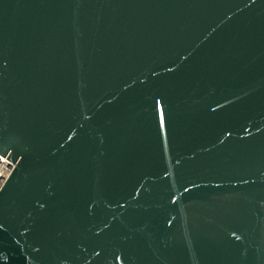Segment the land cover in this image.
I'll return each instance as SVG.
<instances>
[{"label":"water","instance_id":"water-1","mask_svg":"<svg viewBox=\"0 0 264 264\" xmlns=\"http://www.w3.org/2000/svg\"><path fill=\"white\" fill-rule=\"evenodd\" d=\"M0 264H264V0H0Z\"/></svg>","mask_w":264,"mask_h":264},{"label":"built area","instance_id":"built-area-1","mask_svg":"<svg viewBox=\"0 0 264 264\" xmlns=\"http://www.w3.org/2000/svg\"><path fill=\"white\" fill-rule=\"evenodd\" d=\"M13 168L14 164L7 159V156L0 155V186L4 184Z\"/></svg>","mask_w":264,"mask_h":264}]
</instances>
